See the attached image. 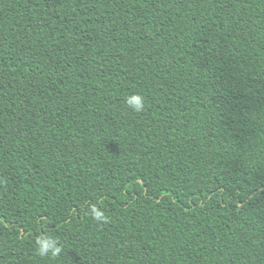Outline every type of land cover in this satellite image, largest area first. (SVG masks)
<instances>
[{
  "label": "trees",
  "instance_id": "1",
  "mask_svg": "<svg viewBox=\"0 0 264 264\" xmlns=\"http://www.w3.org/2000/svg\"><path fill=\"white\" fill-rule=\"evenodd\" d=\"M0 264H264V0H0Z\"/></svg>",
  "mask_w": 264,
  "mask_h": 264
},
{
  "label": "clouds",
  "instance_id": "2",
  "mask_svg": "<svg viewBox=\"0 0 264 264\" xmlns=\"http://www.w3.org/2000/svg\"><path fill=\"white\" fill-rule=\"evenodd\" d=\"M126 104L136 112L142 111L144 108V99L139 94H133L126 97ZM90 212L92 217L98 222H106V217L103 211H101L96 205L90 206ZM38 253L40 256L57 257L62 252V246L56 238L41 237L36 241Z\"/></svg>",
  "mask_w": 264,
  "mask_h": 264
}]
</instances>
